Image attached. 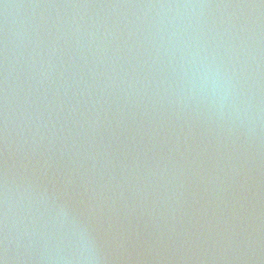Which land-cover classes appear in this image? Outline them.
<instances>
[{
	"label": "water",
	"instance_id": "water-1",
	"mask_svg": "<svg viewBox=\"0 0 264 264\" xmlns=\"http://www.w3.org/2000/svg\"><path fill=\"white\" fill-rule=\"evenodd\" d=\"M0 264H264V0H0Z\"/></svg>",
	"mask_w": 264,
	"mask_h": 264
}]
</instances>
